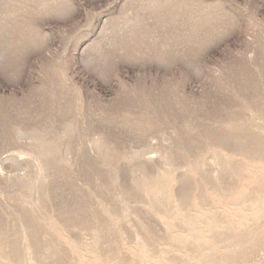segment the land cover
I'll use <instances>...</instances> for the list:
<instances>
[{"label": "rangeland", "instance_id": "1", "mask_svg": "<svg viewBox=\"0 0 264 264\" xmlns=\"http://www.w3.org/2000/svg\"><path fill=\"white\" fill-rule=\"evenodd\" d=\"M0 264H264V0H0Z\"/></svg>", "mask_w": 264, "mask_h": 264}]
</instances>
